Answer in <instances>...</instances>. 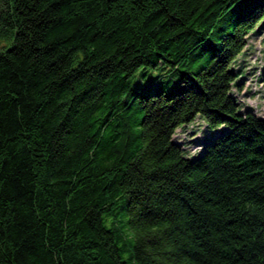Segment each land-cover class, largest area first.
Listing matches in <instances>:
<instances>
[{"label":"trees","instance_id":"trees-1","mask_svg":"<svg viewBox=\"0 0 264 264\" xmlns=\"http://www.w3.org/2000/svg\"><path fill=\"white\" fill-rule=\"evenodd\" d=\"M263 29L264 0H0V264H264V114L233 93ZM160 63L178 90L132 81Z\"/></svg>","mask_w":264,"mask_h":264},{"label":"rangeland","instance_id":"rangeland-1","mask_svg":"<svg viewBox=\"0 0 264 264\" xmlns=\"http://www.w3.org/2000/svg\"><path fill=\"white\" fill-rule=\"evenodd\" d=\"M4 45L5 43L0 42V47ZM236 65L246 67L244 69L245 72H243L245 80L241 83L242 90L238 91L234 89L233 93L244 108L248 107L252 109L261 118L264 114V89L257 84L256 78L259 70L264 65V29L259 34L253 35L248 39L244 56L238 59ZM132 81L142 86L154 83V88L157 90L164 88L167 94L181 87L177 75L170 72L161 63L154 68L149 67L137 70ZM217 132L218 129L207 128L205 121L197 116L190 124L178 128L173 136V140L182 144L184 155L191 159L199 155L202 141H207Z\"/></svg>","mask_w":264,"mask_h":264}]
</instances>
